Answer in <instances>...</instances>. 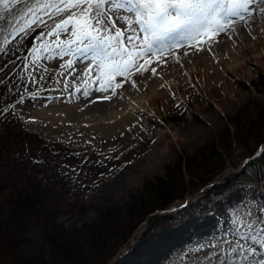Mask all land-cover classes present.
Segmentation results:
<instances>
[{
  "label": "rangeland",
  "instance_id": "1",
  "mask_svg": "<svg viewBox=\"0 0 264 264\" xmlns=\"http://www.w3.org/2000/svg\"><path fill=\"white\" fill-rule=\"evenodd\" d=\"M19 7L22 5L18 4ZM44 19L48 27L33 25L26 35L17 37L11 51L0 53V141L8 152L9 162L16 164L10 172L12 179L41 183L46 195L58 204L54 224L62 238L79 245L85 252L86 233L96 228L103 213L114 211L121 217L131 201L140 197L144 183L150 184L153 194L160 182L177 180L179 176H170L167 168L172 167L179 156H194L196 163L207 159L208 172L215 173L210 179L207 172L203 175L204 171L198 170L196 176H191L182 168L181 184L176 181L170 191L173 194L184 187V196L148 214L114 255L101 264H208L204 253L210 249H199V244L207 243L224 230L231 210L244 211L245 206L255 209L264 205V170L245 167V162L254 154L263 155L260 161L264 165V141L251 155L245 156V147L254 142L252 135L259 132L264 138V62L260 67L247 66L246 75L241 70L225 75L224 87L233 88L229 91L230 99L225 96L226 88L211 95L192 80L189 83L192 89L174 92L171 99L158 102L157 114L149 115L147 120L141 118L142 114L151 111L136 102L143 93H136L133 99L125 94L126 110L132 112L130 104H133L140 111L138 126L127 130L114 126L108 129L110 134L104 135L105 138L91 134L72 138L54 123L58 118L66 123L85 118L79 108L81 97L85 92L96 95L100 87L97 83L82 84L80 69L85 64L95 65L96 61L89 59L92 53L86 57L76 52L75 47L61 59L55 50V41L48 44L44 52H30L33 47L38 49L42 43H47L49 37H44L43 42L39 37L42 32L47 33L59 17ZM72 23L76 26V37L71 39L90 31L85 18H74ZM62 43L66 50L68 40ZM8 58L11 65L4 68ZM69 61L71 68L67 67ZM186 69L188 72V66ZM88 114L89 119L92 115L93 119L101 116L94 111ZM237 118L239 128L235 125ZM248 120L256 122L257 127L243 138ZM242 123L247 126L243 127ZM214 137L217 141L212 151L207 144ZM227 178L233 183L228 184ZM221 187H225L222 192L214 193ZM152 194H147V198ZM121 219L125 226L126 219ZM160 238L166 240V246L159 249L151 261L142 254L144 251L126 255L128 249L142 243L151 246V242ZM255 247L257 253L264 251L259 244ZM45 262L50 264V247L34 227L27 230L12 253H0V264Z\"/></svg>",
  "mask_w": 264,
  "mask_h": 264
},
{
  "label": "snow or ice",
  "instance_id": "2",
  "mask_svg": "<svg viewBox=\"0 0 264 264\" xmlns=\"http://www.w3.org/2000/svg\"><path fill=\"white\" fill-rule=\"evenodd\" d=\"M18 4L22 7L17 8ZM253 14L264 19V0H0V53L11 51L17 37L26 35L33 25L48 27L44 17L53 20L59 17L39 37L42 42L49 37L47 43L38 49L33 47L30 52H44L55 41L61 59L73 47L86 56L93 54L89 59L96 63L89 66L86 75L98 71L104 61H121L129 56L134 58L130 67L139 71L137 65L145 57L162 53L166 48L171 51L173 43L183 45L218 18L233 23ZM74 18H85L90 29L78 39H71L76 37ZM221 31L225 29L210 34L209 39ZM63 40H68L66 50ZM72 66L69 61L67 67ZM119 70L117 64L113 71ZM152 73L157 74L155 68ZM113 95L118 93L113 91ZM258 244L264 247V205L231 210L224 230L207 243L199 244V249H210L204 253L208 264H264V256L250 260L256 256Z\"/></svg>",
  "mask_w": 264,
  "mask_h": 264
},
{
  "label": "bare ground",
  "instance_id": "3",
  "mask_svg": "<svg viewBox=\"0 0 264 264\" xmlns=\"http://www.w3.org/2000/svg\"><path fill=\"white\" fill-rule=\"evenodd\" d=\"M220 28H224L225 31H221L219 32V35H214L212 39H209V35L216 33ZM198 48L202 50H197ZM209 49H211V51H209ZM184 53L187 54L185 55ZM133 59L134 58L132 56H129L121 61H104L98 71H93L88 75L85 74L87 69L90 65H94L93 63L83 65L80 69V80H82L81 83L88 86L92 85L93 83H97V86L100 87V89H98L97 94L94 96L93 94L82 95V102L79 105V108L82 109L81 116L85 115V118L78 119L72 123H66L61 118H58L56 119L57 121L55 123L53 122L54 125L56 124L57 127L63 128L66 135L72 138H77V136L80 138H85L90 134L95 135L96 137L99 136L100 138L104 135H108L107 133L110 132L108 129L111 128L112 130L114 126L118 125L121 126L122 129H134L133 127L135 125L138 126L140 121L137 119V115L140 113V111L136 109L133 104H130L132 112L126 110V104L128 102H123L125 94H127V97L129 96L128 98H131L132 96H135L136 93H143L141 98L139 97L140 99L136 102L139 103L143 108L151 111L150 113L142 112L144 114H142L143 117L141 118L148 120L149 115L154 116L157 114L156 109L158 107V102H164L171 99L173 97V92L182 93L183 91L192 89L189 84L192 82V80L200 86L202 91H205L207 94L211 95L217 93L220 91V89L226 88L225 96L230 99L231 92L229 93V91L232 86L225 85L224 87L225 75L233 74L235 70L245 71L244 75H246L248 73L246 70L247 66L254 65L256 67H260L264 62V19L255 14L247 15L243 20H236L233 23H228L223 19L218 18L208 28L202 30L199 35L186 40L183 45L177 46L175 43H173L171 51H168L166 48L162 53H156L150 58L145 57L144 60L140 61V63L137 65L139 71H136L135 68L130 67L133 63ZM51 61L53 62V60ZM92 61L93 60H91V62ZM117 64L119 65L120 70L113 71ZM187 66L189 70L188 72L186 69ZM152 68L156 69V75H153ZM145 69H147V71H145ZM76 88H79V86ZM101 88H107L109 90L101 91ZM113 91L118 93V95H113ZM232 93H234V91ZM105 96L110 97V99H103ZM71 99L74 100V98ZM215 107L220 110L219 106L215 105ZM90 111H94L96 112V115L101 116L99 118L93 119L94 117L92 115L93 118L91 117V119H89L87 115H89L88 113ZM42 115L43 114H41V116ZM49 116L51 117V115ZM170 237L171 236H169V238ZM169 238H166V240ZM161 239L162 238L156 240V242H151V246L148 244L147 246H144V243H142L140 246H144V248H141L140 250V246L132 247L127 250L126 255L140 254V251H144L142 254H144L145 257L147 256V260L151 261L150 259L155 256L157 251L163 246H166V240L161 241ZM148 248L151 249L147 251ZM261 256H264V251H259L255 257H250V260L259 259Z\"/></svg>",
  "mask_w": 264,
  "mask_h": 264
},
{
  "label": "trees",
  "instance_id": "4",
  "mask_svg": "<svg viewBox=\"0 0 264 264\" xmlns=\"http://www.w3.org/2000/svg\"><path fill=\"white\" fill-rule=\"evenodd\" d=\"M9 60L10 58L5 59L4 68H7L10 64ZM247 123L248 126L246 125ZM246 124H243V127L247 126V128L245 127L246 131L243 138L248 136L253 128L257 127V123L254 121L248 120ZM235 125L236 127L240 125L238 118ZM237 132L238 129L235 133L237 134ZM261 134L256 132V134L252 135L254 142L250 147H245L247 151L245 156L251 155L264 141ZM216 141L217 139L214 137L208 142L207 147L213 151ZM7 155L8 152L2 141H0V253H12L13 248L24 239L27 230L30 227H34L39 230L48 242L50 264H74L76 262L77 264H93L96 262L101 264L109 260L138 224L145 220L148 214L163 209L173 200L184 196L186 192L184 187L178 189L176 186L178 190L173 194L170 191L171 185L176 181L181 184L182 168H186L191 176H196L197 172H199L198 170L204 171L203 175L207 172L209 174L207 179H210L215 174L208 172L207 167L210 165L207 164V159L204 162L202 159V162L196 163L194 156H184V158L179 156L173 166L167 168L170 176L177 175L179 178L177 180H168L162 184L161 180H159L160 184L153 194L150 193V189H152L149 186L150 184L144 183V189L140 197L134 198L121 216L124 217V220L126 219L125 226L122 225L123 219H121L120 213H115L114 211L103 213L96 228L88 229L86 233L87 248L84 252L79 245L62 238L61 232L54 224V216L59 212L58 204L54 202L51 196L46 195V191L43 189L44 186L37 180L18 181L12 179L10 172L16 164L10 163ZM261 159H263V155L253 157L245 162V167H252L253 170L255 168L264 170V165H261L263 164L260 161ZM199 166L202 167L198 168ZM226 180H228V184L233 183L228 178ZM224 188L221 187L215 190L214 193H220ZM147 194H152L150 195L151 197H148L150 198L149 200ZM43 264H47V262Z\"/></svg>",
  "mask_w": 264,
  "mask_h": 264
}]
</instances>
